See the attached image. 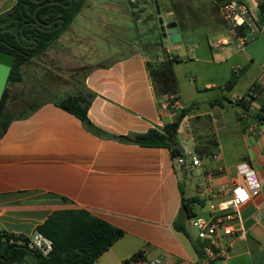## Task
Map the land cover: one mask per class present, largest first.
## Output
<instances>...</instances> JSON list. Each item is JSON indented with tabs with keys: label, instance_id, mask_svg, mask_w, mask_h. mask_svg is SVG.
Wrapping results in <instances>:
<instances>
[{
	"label": "crops",
	"instance_id": "0c3cea01",
	"mask_svg": "<svg viewBox=\"0 0 264 264\" xmlns=\"http://www.w3.org/2000/svg\"><path fill=\"white\" fill-rule=\"evenodd\" d=\"M14 2L0 0V12ZM126 3L83 0L76 18L33 61L48 63L43 64L45 69L63 80L59 85L48 82L55 97L38 101L32 112L11 119L0 137V232L29 236L53 211L82 208L123 230L91 264H121L137 252L145 260L159 259L162 264H203L200 241L188 219L185 229L199 253L171 227L180 206L179 186L185 198L197 197L193 215H206L210 203L230 197L233 184H243L236 167L245 162L260 189L238 208L234 223L244 236L218 238L221 246L230 248L227 258L216 264H264V60L256 61L244 52L245 45L226 47L235 35L233 29L222 26L226 35L209 49L226 48L220 60L225 64V85L213 98H197L201 91L196 87L184 97V77L178 66L185 59L172 54L163 39V54L176 58L173 72L178 85V100L163 109L164 97L154 96L145 67L148 59H161L160 49L153 51L135 40ZM110 9L118 18L106 14ZM107 45L112 50L103 49ZM240 51L243 57H238ZM201 60L214 62L213 56ZM33 67L28 88L40 78V70ZM79 69H83L80 79ZM20 70L22 82V66ZM233 75L234 81L229 82ZM241 80L244 86L238 85ZM202 87L206 92L215 85L204 80ZM82 89L94 94L86 112L90 122L113 135L160 129L173 120L177 109L186 108L176 139L183 153L188 145L192 159L198 161L194 165L191 160L198 170L192 190L185 192L178 175L181 165L167 147L95 135L54 103ZM183 101H189V106L183 107ZM207 130L217 139V151L200 159L194 155L193 138ZM183 166L185 176L188 168Z\"/></svg>",
	"mask_w": 264,
	"mask_h": 264
},
{
	"label": "trees",
	"instance_id": "16d2710c",
	"mask_svg": "<svg viewBox=\"0 0 264 264\" xmlns=\"http://www.w3.org/2000/svg\"><path fill=\"white\" fill-rule=\"evenodd\" d=\"M82 3L83 0H71L70 3L69 0H15L12 6L0 12V51L13 57L6 85L21 80V65L29 63L32 58L45 52L73 21ZM37 5H41L35 12L39 21L50 23L56 20L50 27L40 29L31 24L34 21L32 12ZM256 8L259 15L264 16V5L257 3ZM58 18L63 21L58 28H55L59 24ZM5 29H10V31ZM236 33L245 34L244 27L233 30V34ZM22 35L26 40L21 38ZM175 61V57H168L165 54L161 59H148L145 64L153 94L156 98L164 97L167 108H171L178 100V85L173 72ZM233 81L234 75L229 82ZM93 96L92 92L82 89L54 103L76 116L83 126L95 135L113 138L124 143L167 147L173 160L181 157L182 153L175 147L176 133L187 112L186 108L177 109L173 120L165 123L160 129L149 128L143 133L113 135L102 131L88 119L86 112ZM37 107L36 103H30L27 109L17 113L2 109L0 137L11 119L26 116ZM193 140V152L198 158H209L216 154L218 143L212 131L207 130L202 135H195ZM180 165L183 166L184 163ZM179 189L180 206L171 222V227L191 242L190 235L185 229V221L193 215L192 205L197 202V197L185 198L180 186ZM35 231L51 241V250L46 256L21 244H7L4 242V239L8 237L6 232H0V261L22 262L29 253L32 254L35 264H91L123 235L122 229L82 208L55 210L35 227ZM191 244L193 249L199 253L197 246L192 242ZM130 258H141V254L140 252L134 253ZM203 264H216V262L207 261Z\"/></svg>",
	"mask_w": 264,
	"mask_h": 264
},
{
	"label": "rangeland",
	"instance_id": "374dc122",
	"mask_svg": "<svg viewBox=\"0 0 264 264\" xmlns=\"http://www.w3.org/2000/svg\"><path fill=\"white\" fill-rule=\"evenodd\" d=\"M126 1V5L131 9L132 20L130 23L134 26V36L138 43L140 42L153 51H159L158 49H160L162 58L164 57V52L162 51V40L164 39L165 45L172 54H178L185 59L178 66L184 77V85L182 87L184 97H188L195 87L201 91L196 95L197 98L218 96L220 92L219 86H224L226 82V77H223L222 72L225 64L220 62L221 58L226 54V48H224L225 50L220 48L209 49V45H212L221 35L225 34L222 26L232 29L222 20L218 12V5L227 0H157L160 10L159 14L154 11L153 0ZM237 1L245 2L254 15L258 14L254 0ZM106 14L109 17L118 18L111 9L106 10ZM159 18L162 19L164 26L169 21L176 22L181 37L179 41L170 43L165 37H162L158 23ZM79 21L86 22L81 17H79ZM249 28L254 30V33H251ZM244 31L246 36L244 52L252 55L256 61L264 60V23L257 24V29H255L254 25L251 27L244 26ZM230 40L231 43L226 47H229V49L238 47V42L235 38L231 37ZM103 49L112 50V47L107 45ZM239 55L243 57L244 54L240 51L238 57ZM205 56L209 59L213 56L214 62L204 63L201 58ZM188 57L193 60H187ZM35 59L36 57L32 58L31 62L35 61ZM43 64L46 67L48 63L40 62L37 64L33 62V65L29 63L21 65L24 80L6 85L8 95L3 106L4 110L17 113L27 109L30 103L55 97V93L51 89L52 85H49L48 82L59 85L63 78L54 77L53 72L47 68L45 69ZM33 66H37L40 70V78L36 81L37 84L35 86L28 88L29 85H32L29 84L32 81L29 77L36 68ZM43 70H45L44 73ZM82 72L83 69H79V79ZM204 80H212L215 87L204 92L202 87ZM245 84L246 82L241 80L238 85L244 86ZM189 104V101L181 103L183 107H188ZM184 155L185 166L188 171L185 176H182L180 172L178 175L181 185H184L185 192H190L198 175V170L191 165L193 154L188 145L187 149L184 150ZM176 164L178 165L177 162ZM0 264H35V260L32 254L28 253L22 262L8 263L0 261Z\"/></svg>",
	"mask_w": 264,
	"mask_h": 264
},
{
	"label": "built area",
	"instance_id": "2783aa9c",
	"mask_svg": "<svg viewBox=\"0 0 264 264\" xmlns=\"http://www.w3.org/2000/svg\"><path fill=\"white\" fill-rule=\"evenodd\" d=\"M255 3L264 5V0H254ZM218 12L223 21H225L234 31L244 26L251 27L257 24L260 15H254L250 7L243 1L227 0L218 5ZM263 20H264V16ZM251 33L254 30H250ZM235 38L240 48L246 43L245 34H235ZM166 109V103L162 106ZM176 162L182 164L181 157L176 158ZM197 159H192V164H197ZM237 172L241 175L243 184H233L230 189V197L217 203L208 205L206 215H192L188 222L195 229L196 237L199 242V250L205 261H220L228 256L229 244L221 246L218 238L223 236H233L242 238L244 230L236 226L234 220L237 219L239 206L255 196L260 189V183L254 171L242 162L236 167ZM7 239H4L9 245L21 244L24 247L46 256L51 250V241L43 237L38 232H33L29 236L14 235L6 233ZM123 264H162L159 259L145 260L143 258H129Z\"/></svg>",
	"mask_w": 264,
	"mask_h": 264
},
{
	"label": "water",
	"instance_id": "95a60500",
	"mask_svg": "<svg viewBox=\"0 0 264 264\" xmlns=\"http://www.w3.org/2000/svg\"><path fill=\"white\" fill-rule=\"evenodd\" d=\"M70 2H71V0H69V3ZM48 3H51V2H48ZM41 5H37L34 8V10L32 12L34 21L31 22V24L36 25L40 29H44V28L50 27L51 24L53 22H55L56 20H53L50 23H43V22L39 21L35 16V12ZM153 6H154L155 13L159 14L160 10H159L157 0H153ZM57 21L59 22V24L55 28H58L61 25L63 20L61 18H58ZM262 22H263V17L260 15L258 23L261 24ZM158 23H159V29L161 31L162 37H165L170 43H174V42H177L180 40L179 29H178V26H177L175 21H169L164 26L162 19L159 18ZM5 30L10 31V29H5ZM21 38L23 40H26V38L23 35L21 36ZM19 42H21V41L19 40ZM12 60H13L12 55L0 51V112L3 109L4 103L6 100L5 85H6L7 76L9 74V70H10V67L12 64ZM175 147L182 153V155H181L182 163H185V155L183 153V149H182L181 145L177 142L175 144ZM184 172H185V168H184V166H181V174L184 175Z\"/></svg>",
	"mask_w": 264,
	"mask_h": 264
},
{
	"label": "flooded vegetation",
	"instance_id": "af4514ba",
	"mask_svg": "<svg viewBox=\"0 0 264 264\" xmlns=\"http://www.w3.org/2000/svg\"><path fill=\"white\" fill-rule=\"evenodd\" d=\"M167 23H168V22H167ZM167 23H166V24H167ZM166 24H165V25H166ZM5 90H6V98H7V95H8V89H7L6 85H5Z\"/></svg>",
	"mask_w": 264,
	"mask_h": 264
}]
</instances>
